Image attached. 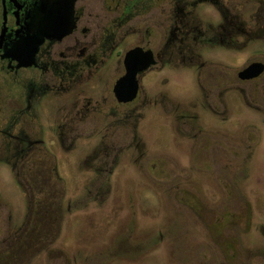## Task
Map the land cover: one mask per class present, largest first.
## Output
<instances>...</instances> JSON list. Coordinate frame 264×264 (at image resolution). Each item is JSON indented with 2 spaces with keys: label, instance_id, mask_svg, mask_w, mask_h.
<instances>
[{
  "label": "flooded vegetation",
  "instance_id": "1",
  "mask_svg": "<svg viewBox=\"0 0 264 264\" xmlns=\"http://www.w3.org/2000/svg\"><path fill=\"white\" fill-rule=\"evenodd\" d=\"M218 47L237 64L199 53ZM167 63L194 72L198 98L172 99L163 82L144 85ZM153 111L186 146L182 157L201 154L227 193L237 190L264 126V0H0V161L27 196L21 225L0 214V264L42 250L52 256L51 219L32 206L49 194L59 208L63 188L42 132L66 156L80 150L90 199L106 194L109 179L130 163L146 176L187 178L179 161L173 169L152 164L157 155L138 130ZM12 246V260L3 257Z\"/></svg>",
  "mask_w": 264,
  "mask_h": 264
},
{
  "label": "rangeland",
  "instance_id": "2",
  "mask_svg": "<svg viewBox=\"0 0 264 264\" xmlns=\"http://www.w3.org/2000/svg\"><path fill=\"white\" fill-rule=\"evenodd\" d=\"M199 53L205 60L237 64L233 53L220 47ZM162 82L163 92L172 99L199 97L196 75L189 68L167 63L143 83L153 89ZM138 132L150 155H157L152 164L173 169L179 161L188 169L187 178L146 176L130 163L109 179L106 194L90 199L84 189L88 178L78 171L80 150L66 156L42 132L45 146L55 156L63 192L59 208L49 194L39 199L41 205L34 200L32 206L45 209L51 219L45 240L51 258L44 250L29 258L21 254L20 264H63L59 251L68 264H264V126L260 123L255 130V157L231 193L223 175L204 156L182 157L186 146L155 111L140 123ZM223 174L229 179V173ZM177 183L181 186L174 187ZM26 212L25 191L12 169L0 161L1 216L8 214L11 226L18 227ZM14 252L12 246L3 257L10 255L12 260Z\"/></svg>",
  "mask_w": 264,
  "mask_h": 264
}]
</instances>
